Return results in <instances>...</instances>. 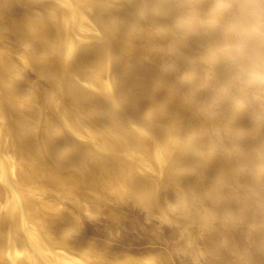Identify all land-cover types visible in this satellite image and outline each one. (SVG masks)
<instances>
[{
	"label": "bare ground",
	"instance_id": "bare-ground-1",
	"mask_svg": "<svg viewBox=\"0 0 264 264\" xmlns=\"http://www.w3.org/2000/svg\"><path fill=\"white\" fill-rule=\"evenodd\" d=\"M2 2H3V0H0V3H2ZM132 2H133V0H60V2L57 1L56 3L53 4V7L56 9L55 13L52 14L51 11L46 12L45 21H43V26L44 27L47 26V28L48 27L52 28V23L55 21V18H58L59 20H63L66 24L67 28H66L65 32H63V34H61L59 36V39H58L59 45L58 44L55 45L53 47L54 49H52L49 46V43L46 42L44 39L39 38V37H32V35H33L32 29L35 26H40V24H41V20H40L41 17L39 16V14L38 13H31L30 12L31 10L28 7L21 8L22 11L20 13V16H22L23 19L31 18V21L28 22V23H31V25L26 27L27 32L29 34V38L26 41H24L22 45H20L19 43L17 44L15 42L14 43L10 42L8 46L0 48V264H150V263L152 264V260L148 258L149 256L146 257L143 255H139V258H136L137 256L129 255L133 251L128 252L129 249H127L128 248L127 245L126 246L124 245V247H127L126 249L128 251L127 250L126 251L129 254H127V253L122 254L124 252L121 250L122 253L119 252V254L120 253L121 254L117 255L118 253L115 254L116 251L113 252L114 249H116L114 246H113V251L108 252L109 250L105 251V249L112 248L111 246H108L109 244L105 245V243L103 242L104 245H102L101 242H100V244L96 242L97 240L102 241L101 239L100 240L97 239V236L95 237V235H97L96 233L94 236H92L93 235V232H92L91 236L93 238H91L89 236V238H91V239H86V240H85V234L83 235V233H81V235H80V232H82V229L88 225L85 224L86 222L84 223V221H82L84 219L79 216L80 213L78 216L75 215L74 211H76V213H77V210L79 208L78 207L77 210H75V206L78 204V203L76 204V202H78V201L81 202V200H82V202L84 201V203H85V201L87 200L86 203H88V201L90 203V200H91V202H93L95 205H97V207L102 206L104 208V206L99 205V203H101L100 201H103L102 203H104V201L108 200L107 198L110 197L109 195H111L112 201H114V199H113V197H114V198H116L122 202H129L130 201L133 204H137L138 205L137 207L140 206V207L146 208L145 206L148 203H153V202H154V204L156 203L157 208L152 206V205L150 207H153L156 211H158L157 213H160L159 217H161V214H166V215L168 214L169 216L171 215V217L173 216V218L175 217L174 219L177 218L178 221L176 219V222H178V223L176 224L175 227L178 228L180 231H182V234H184L186 239L189 240L191 242V244L193 245L195 232H194V230H192L191 225L194 224L193 223L194 220H192L193 217L190 218L189 215H186V212L187 211L196 212L193 209L196 205H198V203H196V205L194 206L191 204L194 202L193 200H192L193 202H191V203H189V202L197 194H200V192L202 190H205V189L201 188L202 182H200V179L203 176L210 174V172L214 166L213 164H215V166L217 164L223 165L222 161L225 162L228 159H229L228 162L231 161L230 158H225L224 156L223 157L221 156V155H224L222 153L223 152L222 150L225 151L224 148H226V144L220 146L219 148H214V147H216V144H218L220 142V140L223 138V136H225V135H227L228 137L229 136L231 137V135L232 136L235 135L236 137L234 139H236L238 133L241 132L244 128H248L249 121H251V120L253 121V119L256 120V123H255L256 125L254 124L255 126L252 128L256 127V129H257L256 131L261 130V132L259 131L260 132L259 136L253 142L251 141L252 143L247 142V144H244L245 140L243 141V138L238 137L239 139H242L241 141L243 142L242 144H244V146L239 143L240 147H237V149L240 148L239 150L241 151L242 154H244V156L246 155V157H248V159L246 161V165L244 166V167H246L244 171H245V174L247 173V175L249 173L251 178L247 177V175L245 177H243L242 174H241L242 176L240 175L241 172L239 170H237V168L239 169V167L241 165H238L236 168V170L240 172L239 174L236 170H233L230 166H227L226 169L220 168L223 170V172H222V170L217 171V173L219 172L221 175L218 174V175H220V177H218L220 183H218L219 181L218 182L216 181V183L220 184V186L218 185V188L219 187H225V186H221V183H222V185H224L223 182H226V183L231 182V181L236 182L234 184V186H235L234 188H236L238 186V185L236 186V184H239V185L242 184L243 187H247L248 189H250V192H249L250 197L248 199L255 200V201H257V203L262 201L261 197L257 195L258 190H257L256 186L258 188L263 189V184H264V175H263L264 173L262 174V171H264V87L249 86L248 84L243 82L241 79H239L237 77V75H233V78H234L233 80H232V77L225 78L224 74L227 73L226 70L228 69L229 74H230V70H232V69L229 68L230 66H229L228 62L225 61L226 58L224 56V53L222 54L223 51L221 50V53L219 52L221 48L217 47V44L222 46L226 42L232 41L236 37L237 33H240L241 35H243L244 30L242 28V21H244L246 18H251L252 15L256 12L264 11V4H262L261 2L255 3V0H237L238 3L243 5V7H241L238 4L237 5V7L239 8L238 14H237V16H234L233 13H231L229 3H227L226 1H224V0H207L203 5L194 4L195 8H197L199 10H203L205 12L202 16L198 17L199 19H202V17L204 16L203 17L204 21H201L202 22L201 28L196 27L195 23L192 22V17H189L186 21H183V22L176 21L171 26H166L165 24H163V26H161V28H159L158 30L156 29V31H154V33L155 32L161 33L160 31H162V33L164 32L166 34L168 33L173 38V40L175 39V41H177L179 36L182 37L181 36L182 33L186 34L187 31L190 32V33L187 32L188 34H192V35L196 34V36L198 35V39L200 36L204 38V41H203L204 44L201 43V45L203 44L205 46L204 47L205 50L203 51V53L201 52V56H202L201 58H204V60L202 59L203 62L206 60V62L209 65L208 66L209 69L211 68L212 71L215 70L214 71L215 74H217V76H219L218 83L216 81H215V83L219 84V86H220V87H218V85H217L216 88L218 87L221 90L218 94L216 93V98H217V95H220L221 99L219 102H217L218 103L217 105L219 107H221V109L223 108L224 111L221 114H219V113L217 114L220 117L217 115H214L215 113H213V111L211 112L210 108L213 107L211 105L214 104V101L216 99L215 100L212 99L213 102L210 106H208V109L206 110V112H202L205 110H201L202 107L201 108L199 107L201 102L199 104H196V105H199L198 109L201 110L203 115L205 113H207L206 116L204 115L205 117H203V115H201V113H200V116L198 117L197 115L195 116L196 113L194 114V113L189 112L190 115H187V113L184 112L185 109L182 110L183 108H181V107H184V105L187 103L188 98L184 99L186 102L183 104V106L178 107V106L172 105L171 103H169L167 101L171 97L168 98L166 101H165L166 98L163 97V98H165V99H162L163 104L161 101L159 103V105H158V103H157V105H155L153 111H150V110H152L151 108H150V110L147 109L150 112L144 111L146 113L149 112L148 114H143L144 113L142 111L143 109H141V105H143L142 100H144L145 98H147L149 96L151 97L152 94L154 93L153 90H152L153 93L152 92L147 93V91H146V93L144 95H142V97H134L133 99L127 98L130 96H128L127 93L125 94V92H127L126 91L127 89H130L132 87L131 82H128L129 84L126 82L128 80L127 78H130L131 75H133V77H135V75H134L135 71L133 69L134 67L128 68L125 65L127 63L126 62L127 57H126V59H124L125 57H123L124 54H126V52H128L131 49L132 45L135 44V42L132 43L128 38L130 33H131L130 31H132L133 28L136 29L140 26H144V28H142V31L145 34H147V36L149 35V33L154 34L153 32H151V30L149 28H147L144 25V22H143L145 17H148V18L150 17V16H145L143 14L145 10H148V7H149L147 5L148 3H146L144 0H136L137 5H138V10H136V14H138V15H136L135 13H133V10L128 5V4H131ZM211 2L214 3V7H215L214 10L212 9L213 11L212 10L209 11L206 9L207 5ZM251 3L253 4V8L249 9V7L247 5H249ZM150 6H153V5H150ZM201 6L204 8H202ZM151 9L156 10L155 8H151ZM242 9H245L247 12H243ZM131 13L134 15H130ZM157 14H159V10H157ZM217 14H221V15L218 16ZM140 16H143V17L141 18ZM216 17H218V19H216ZM77 18H78L80 27L87 28L89 30L88 35H86V36L72 35L73 34L72 31H73L74 26H75L74 22ZM205 18H206V20H205ZM51 19L52 20L54 19L52 23H51V21H52ZM205 32H206V34H205ZM158 33H157V35H159ZM179 33H181V34L179 35ZM103 34H104V37L108 40V42L112 41L115 43L114 47H113V45L111 47L105 46L106 43L103 41H102V44L100 46L92 47L93 42L95 40L99 39V37L102 36ZM168 34H167V36H169ZM159 36L156 37L157 41H158V39L163 38L161 36L159 38ZM69 37H72L70 42H69V39H70ZM132 37H134V36H132ZM187 37H190V36L188 35ZM156 38L153 40H156ZM191 39H192V37H190L189 40H191ZM195 39H196V37H195ZM153 40H152V42H153ZM166 41H168V40H166ZM179 41L180 40H178V42ZM184 42H186V40ZM159 43H161V42H159ZM173 43H175V42H173ZM187 43L190 44V42H188V41H187ZM146 45H148V44H146ZM146 45H145V47H146ZM166 45H165V49L168 50ZM176 45L178 46L179 44H177V42H176ZM32 46H36L39 50L38 51L31 50V48H33ZM191 46H193V45H191ZM197 46H196V48H197ZM148 47H150V44ZM169 47H170V45H169ZM184 47L185 46L183 44V48ZM216 47L219 48V51H218V49H216ZM81 48H90L92 51H94L96 53L95 58H93V61L90 64L85 65V63L87 62L86 61L87 59L85 58V60H84V57H80L78 60L72 61V58L74 57L73 56L74 53L77 51L79 52V49H81ZM132 48L135 50L136 48H139V47L135 46V48L134 47H132ZM183 48H181V50ZM190 48H192V47H190ZM193 48H195V47H193ZM222 48H223V46H222ZM140 49L141 48H139L137 50L140 51ZM147 49H149V48H146L145 50H147ZM155 49H156V47H155ZM155 49H153V51ZM172 49H174V48H172ZM137 50H135V51H137ZM158 50H160V49H158ZM158 50H156V51L158 52ZM179 50H176V51H179ZM195 51H196V49H195ZM87 52L89 53L90 50ZM131 52H134V51L132 50ZM149 52H151V51H149ZM183 52H184V50H183ZM189 52H190V50H189ZM152 53L154 54V52H152ZM152 53H150V54H152ZM158 53H160V52H158ZM162 53L163 52H161V54ZM167 53H168V51H167ZM198 53H200V52H198ZM129 54H131V53H129ZM135 54H137V53L135 52ZM141 54L139 57L142 56ZM156 54L157 53H155V55ZM168 54H170V53H168ZM171 54H173V53H171ZM181 55H180V57H181ZM184 55H187V54L184 53ZM132 56H133V53L131 54V57ZM166 56H167V54H166ZM177 56H178V54H177ZM177 56H176V59H177ZM196 56H198V55H196ZM150 57H151V55H150ZM189 57L186 59H189ZM133 58H134V56H133ZM183 58L184 57H182V59ZM199 58H200V56H199ZM132 59H131V62L135 61V59L133 61H132ZM149 59H151V58H149ZM176 59H174V57H173V61ZM184 59H183V62L186 61V60L184 61ZM196 59L198 61L200 60L198 58H196ZM44 60H47L49 62L48 63L44 62ZM99 60H103V61L99 62ZM157 60L158 59H156V61ZM136 61H138V60H136ZM189 61H188V63H189ZM151 62H150V64L152 65ZM170 62H168V64H170ZM199 62L202 63V61H199ZM80 63H82L81 65L84 67L79 66ZM130 63L128 61L127 64H130ZM158 63H159V61H158ZM188 63H186V64L188 65ZM191 63H190V65H191ZM40 64H41V66H40ZM161 64H163V63H161ZM155 65H157V64H155ZM190 65H189V67H190ZM199 65L200 64H198V66H197V64H192V69L189 70V71H192V73L190 72L192 75H193L194 71L197 69V67H199ZM123 66H126L127 68L125 67L126 69L125 68L122 69ZM131 66H135V65H131ZM157 67L158 66H156L154 68L156 69ZM175 67H177V65L174 66V69H175ZM200 67H201V65H200ZM135 68L137 69L136 71L139 72L140 68H137V66ZM158 68H161V67H158ZM184 68H186V67H184ZM25 69H27L28 71L24 72ZM143 69L145 70V68H143ZM205 69H206V67H205ZM176 70H178V69H176ZM211 70L210 71L208 70V71L211 73ZM179 71L180 70H178V72ZM200 71H201V69H200ZM31 72H33L34 74H32ZM138 72H136V73H138ZM143 72H145V71H143ZM181 72H182V70H181ZM181 72H180V76H181ZM205 72H206V70H205ZM139 73L141 74V72H139ZM186 73H188V72H186ZM233 73H234V71H233ZM22 74H25V75L21 76ZM31 74H32V77L30 76ZM155 74L157 75V73H155ZM202 74H205V73H203V71H202ZM202 74L198 75V76H202ZM207 74H209V73H207ZM215 74L209 75L208 78H210V76H211L210 79H212V76H214ZM227 74H225V75H227ZM33 75H34V77H37V76L42 77V79L45 81L48 80L47 81L48 84L43 86V87L41 86L40 90H38L37 87H35L37 89H34L35 85H33L34 84L33 82H32L33 84L31 83ZM168 75H169V73H168ZM177 75H178V73H177ZM183 75H186V74H183ZM230 75H227V76H230ZM140 76H139V78H140ZM145 76H146V74H145ZM180 76H178V77H180ZM188 76H189V73H188ZM203 76H205V75H203ZM143 77H144V75H143ZM148 77H149V75H148ZM205 77H207V76H205ZM141 78H142V76H141ZM215 78L213 79V81L215 80ZM22 79H24V80L22 81ZM155 79L157 80L158 77ZM174 79H177V78H174ZM181 79H182V77H181ZM199 79H200V77H199ZM131 80H132V82L134 81L133 79H131ZM145 80H146V78H145ZM239 80L241 81L240 83H239ZM186 81L188 82L187 83L188 85L190 84V86H193L191 84L195 85V84H197V82H199L193 76H189V78L186 79ZM207 81H209V80H207ZM213 81L211 80L210 82H213ZM144 82H146V81H144ZM149 82L151 83L152 81H149ZM158 82H159V80H158ZM23 83H26L29 86H25V85L22 86ZM142 83H143V80H142ZM161 83H162V81H161ZM164 83L166 84V80L164 81ZM172 83H173V81H172ZM203 83H204V81H203ZM203 83H201V85ZM170 84L171 83L169 82V85ZM183 84L185 86L184 82H183ZM173 85H175V84H173ZM205 85H207L206 82H205ZM212 85L213 84H211V86H210L211 88L209 87L210 89H212L213 86L215 87V84L213 86ZM156 86H158V85H156ZM190 86H189V88H190ZM197 86H198V84H197ZM202 86L204 87V85H202ZM139 87H141V86H139ZM149 87L151 88V86H149ZM159 87H161V86L159 85ZM164 87L165 86H163V88ZM170 87L173 88L174 86L170 85ZM141 88H144V87L142 86ZM154 88H155V85H154ZM167 88L168 87H166V90H168ZM172 88H170V89H172ZM195 88H197V87H195ZM133 89H137V88H133ZM161 89H162V87H161ZM161 89L160 90L158 89V91H162ZM191 89H194V88H191ZM260 89H262V90H260ZM130 90H129V92H130ZM154 90H156V89H154ZM198 90H199V88H198ZM204 90H206V86H205ZM212 90H210V91L213 93L214 90L213 91ZM163 91H164V89H163ZM191 91H194V90H191ZM218 91L219 90L217 89L216 92H218ZM158 93H160V92H158ZM175 93L177 94L178 92L175 91ZM187 93H188V91H187ZM192 93H195V92H192ZM192 93L189 96L192 97V95H193ZM202 93H204V92H202ZM212 93H210V95ZM139 94H138V96H139ZM198 94H200V93L197 92L196 94H194L195 96L194 95L193 96L196 98V95H197V98H198ZM214 94H215V92H214ZM129 95H131V94H129ZM169 95L171 96V93H169ZM177 95H179V94H177ZM205 95H208V94L205 93L203 95V97ZM258 95L263 100H261V98H260L261 101L260 100L257 101ZM161 96H163V95H161ZM189 96H186V97H189ZM152 97H154V96H152ZM201 97H202V95H201ZM209 97H210V101H208L207 98L205 100L208 102L205 101L206 102L205 103L203 101V103L205 105H207V103L212 101L211 97L215 98L213 96H209ZM155 100H157V99H155ZM160 100H161V98H160ZM181 100L183 102V99H181ZM198 100L202 101L203 98L198 99ZM217 100H219V99H217ZM152 102H153V100H152ZM157 102H159V101L157 100ZM170 102H172V101H170ZM191 102L194 103L193 99L191 100ZM176 103H178V101H176L175 104ZM151 104H149V105L151 106ZM160 104H162V105H160ZM179 104L181 105V103H179ZM179 104H177V105H179ZM188 105H189V103H188ZM190 105H192V104H190ZM258 105H261V108L258 107ZM144 106H146V105L144 104ZM194 106H195V103H194ZM151 107H153V106H151ZM142 108H146V107H142ZM186 108H187V106H186ZM205 108H207V106L204 107L203 109H205ZM258 108H259V110L261 109L263 111L262 112L258 111ZM213 109H214V107H213ZM187 110L189 111L190 109H187ZM208 110H210V111L207 112ZM195 111H197V110H194V112ZM215 111H216V109H215ZM218 111H221L220 108ZM213 115L215 117H211V118H213V119H211L210 116H213ZM257 116H259V117H257ZM249 119H251V120H249ZM209 125H211V127ZM212 125L214 127V130L212 128ZM208 126L210 127V129L212 128V130L209 131V132H211V135H212V131L213 132L215 130L217 131L216 134L214 133V135H212L214 137H212V136H211L212 138L210 137V139H211L210 141H208L209 140L208 134L207 133L204 134V131H203ZM251 126H253V125L251 124ZM209 127H208V129H209ZM249 130L250 129H248V132H249ZM252 130H254V129H251L250 133H252ZM244 132H243V134H244ZM248 135H249V137L253 136V134L252 135L248 134ZM248 135H246L247 139H248ZM240 136H242V133L240 134ZM254 136H256L255 132H254ZM144 137H147L146 138L147 140ZM230 137H229V140H231ZM225 138L228 139L226 136H225ZM239 139H238V141H239ZM234 141L235 140H233V142ZM228 144H229V142H228ZM145 147L146 148L148 147V148L146 149ZM235 148H236V144H235ZM235 150L236 149H234V151L231 150L232 152L229 151V153H235ZM136 151L145 152V156H143V155H140V156L145 157L147 159H150V161L152 159H155V158L156 159L161 158L163 160V165L161 166V168H162L161 174L155 175L156 174L155 172H157V171H155L153 173L152 172L153 170L152 171H151V169L149 170L150 166H152V163L150 165L149 161H147V160L146 161L149 164L147 166L149 168H146V166H143V164L140 162V159H141V158H139L140 156L139 157L136 156L137 155ZM227 152H228V150H227ZM237 153L239 154L240 152H237ZM237 153L234 154L235 157H236ZM139 154H140V152H139ZM142 154H144V153H142ZM225 154H226L225 156L227 157V153H225ZM238 156H239V158L241 157L240 155H238ZM231 158L234 159L233 154H232ZM241 158H243V157H241ZM158 159L156 161H159ZM243 160H244V158H243ZM146 161L144 163H146ZM233 161L234 160H232V162ZM157 163L158 162H155V165ZM234 163H235V161H234ZM236 163H235V165H237ZM226 164L228 165V163H226ZM231 164H233V163H231ZM241 164L243 166V164H245V160H244V163H241ZM219 166H218V168H219ZM233 166H234V164H233ZM223 167H226V165H223ZM235 167L236 166H234L233 168L235 169ZM159 168H160V166H159ZM240 170H242V167H240ZM150 172H152L154 175H152ZM158 172H159V170H158ZM211 174H213V173H211ZM213 176H214V174H213ZM207 177L208 176H206V178ZM216 179H217V177H216ZM205 180H208V179H205ZM212 180L215 181L213 178H212ZM204 183H205V181H204ZM204 183H203V187H204ZM216 183L215 182L213 183V184H215L214 187H217ZM213 184H212V187H213ZM206 185H207V183L205 184V186ZM208 185H210V187H211V184L208 183ZM260 185H261V187H259ZM243 187L241 186V187H239V189H241ZM64 188H66L68 190V192L71 194V197L68 196L69 198H66L63 202L57 203L56 198L60 199L61 198L60 196L62 195L61 194L59 196L58 193L61 189L64 190ZM161 188H165L163 191H167V192L169 190H171L170 195L173 194L172 195L173 197L171 196V198L172 199L174 198L173 200L175 203H177V204L180 203V205H182L180 209H184L183 213H175L173 211L174 208L173 209L170 208V206L173 203V200H172V202L170 201L171 200V198L169 197L170 195L167 196V198L169 197L168 199L165 198V196H166L164 194L165 192L163 194L162 193L159 194V191ZM231 188H232V191H234L233 186L230 187V189ZM217 189H216V191H217ZM224 189H227V188L225 187ZM50 190L52 191V194L55 195L56 197L55 196H54V198L47 197L48 196L47 194L50 193ZM210 190H215V188L214 189L210 188ZM221 191H222V188H221ZM243 191H244V189H243ZM226 192H228V191H225L224 194ZM240 192L243 193L242 189L240 190ZM210 193L211 192L209 191V195L211 196ZM215 193L217 194V192H215ZM219 193L220 192H218V195H220L219 198L218 197H216V198L218 200H223L224 197H222V199H221V194H219ZM230 193H231V191H230ZM235 193H236L235 197H239V198L242 197L241 195L240 196L238 195L239 190H238V194H237L236 190H235ZM235 193L233 192V194H235ZM244 193H245V191H244ZM225 195H228V194L226 193ZM225 195H223V196H225ZM249 195H246V196L248 197ZM49 196H51V194ZM199 196H202V193H201V195H198V197ZM213 196L214 195H212V197ZM215 196H217V195H215ZM203 198H201V199H203ZM213 198L210 201H214L215 199L213 200ZM225 198H226V196H225ZM59 199H58V201H59ZM62 199H64V198H62ZM166 199L169 200L171 203L168 204ZM196 199H199V198L196 197ZM196 199H194V200H196ZM226 199H225V201H226ZM110 200H111V198H110ZM233 200H236V199H233ZM240 201H238V202H240ZM246 201H247V198H246ZM255 201H253L254 203H252V202L251 203L256 205ZM55 202L57 203V204H55V206H58V207L53 206V204ZM185 202H188V204L186 205ZM197 202H198V200H197ZM201 202H199L200 204L198 206L200 207V205H201L200 211L203 212L206 210V208H208L206 206L209 205L208 204L209 202L204 201V200H202ZM228 202L232 203L231 200ZM235 202L237 204L234 205V208H236L239 204L237 201H235ZM235 202H234V204H235ZM49 203H51V204H49ZM175 203L172 206L175 207V209H176L177 207H179V204L175 205ZM183 203H185L184 204L185 206H183ZM221 203H220V207H221ZM242 203H246V202L244 201ZM242 203H241V205H242ZM251 203H249V204L247 203L249 205L248 206L249 208L254 206V205L251 206ZM110 204H111V201L109 202V205ZM116 204L118 205V202ZM214 204H216V203L214 202ZM223 204H222V207L224 208ZM247 204L245 206H247ZM84 205H86V204H84ZM148 205H150V204H148ZM226 205H229V204H226ZM241 205H239V206H241ZM263 205H264V203H263ZM128 206H130V205H128ZM213 206L215 208V205H213V203H212L211 208H213ZM218 206L219 205L217 204V207H216L217 210L220 209V207H218ZM243 206H244V204L241 207H243ZM259 206H261L260 203H259ZM105 207H106V208H104L105 210L107 208H110L109 206L107 207V205H105ZM137 207L135 206V207H133V209L137 208ZM150 207H148L147 210L149 212H151V215H154L152 213L156 212V211L152 210L153 208L150 209ZM209 207H210V205H209ZM238 207L235 210L236 212H238L237 209L238 210L241 209L240 207L239 208ZM248 207H246V209ZM254 207L256 209V206H254ZM117 208H119V205ZM117 208H114L117 210V213L120 210L124 209L123 205L119 211ZM139 208H137V209H139ZM144 208H142L140 210H143ZM196 208H197V206L195 207V209ZM223 208H221L222 212H223ZM234 208H233V210H234ZM249 208H248V210H246L247 216L250 215L249 212L251 210L249 211ZM258 208L260 209V207H258ZM94 209H95V211H93V212L91 210H89L90 212H92L90 214L91 216L98 213V210H96V207ZM213 209H210V210H213ZM231 209H229V210H231ZM251 209H253V208H251ZM107 210H109V209H107ZM110 210H112V208H110ZM177 210L178 209H176V211ZM258 210H256V211H258ZM126 211L127 212H125V214L128 213L129 210L126 208ZM131 211H132L131 212V214H132L133 210H131ZM134 211H135V209H134ZM146 211H145V213L144 212L143 213L147 214ZM180 211H182V210H180ZM213 211L215 212V209ZM219 211L220 210H218V212ZM225 211H228V210L226 209ZM85 212H83V214ZM102 212H103L104 216L106 217L107 214L105 215V213H104L105 211L102 210ZM149 212H148V215H149ZM201 212H198V213H201ZM208 212L209 211H207V213L204 215H207ZM218 212L216 211L215 213H218ZM260 212L263 213L262 210H260ZM112 213H114V212H112ZM123 213H124V210H123ZM123 213H122V215H123ZM192 213H191V215H192ZM215 213H212V214H215ZM228 213L229 212H227L225 214L227 215ZM114 214H116V213H114ZM144 214H143V216H144ZM187 214H188V212H187ZM209 214H208V216H209ZM73 215H75L76 217H80V218H75ZM86 215H87L86 213H85V215H83L84 218L90 217L89 214H88L89 216H86ZM136 215H138V214H136ZM148 215H146V216H148ZM195 215H199V214L196 213ZM238 215H239V212H238ZM254 215H255V213L252 215V217ZM72 216L75 219H73ZM126 216H127V214H126ZM129 216L132 218V215H129ZM211 216L212 215H210V218H211ZM230 216L228 214V217H226V216L223 217V219H225V222L226 221L231 222L230 221L231 218H229ZM232 216H235V214ZM241 216L242 215H240V217ZM243 216L245 218L247 217L246 214ZM243 216L241 218H243ZM259 216H262V215H259V213H258L257 218ZM108 217H106V218H108ZM118 217H120V216H118ZM196 217L198 218L199 216H196ZM214 217H216V216L214 215ZM217 217L219 218L221 216L218 215ZM235 217L237 220H240V219H238L237 216H235ZM134 218H135V216H134ZM205 218L206 217L204 216V219ZM99 219H100L99 217L97 219H95V222H96V220L99 221ZM108 219H106V221ZM121 219H119V220L121 221ZM123 219H125V218H123ZM123 219H122V221H124ZM142 219H143L142 221L144 222L146 217H145V219L144 218H142ZM152 219L155 220V218H153V216H152ZM167 219L168 218H166V221L170 220V217L168 220ZM206 219H208V218H206ZM212 219H213V217H212ZM251 219L248 218L245 220L251 221ZM103 220L104 219L102 218V226L104 225ZM129 220H127V221L129 222ZM132 220L134 222H136L134 219H132ZM157 220H155L154 225H158V224H156ZM162 220H160V222ZM209 220H208V222H210ZM90 221H91V219H90ZM146 221H148V219ZM170 221L172 223V219ZM170 221H168V222L170 223ZM191 221H192V224L190 223ZM197 221H194V222L197 223ZM218 221L217 222L215 221V222L220 223ZM234 221H235V219H234ZM234 221H232V222H234ZM242 221H243V219L241 220L240 224L246 222V221H243V222ZM254 221L253 220L251 221V222H253L252 223L253 226H250L251 224L249 226L246 225L249 227L248 229H250L249 231H251V232H253L252 231L253 229L251 230L250 227L254 228L256 225H258V223H260L264 226V214H263V217L261 219L257 220L255 223H254ZM107 222H105V223H107V224L110 223L109 221H107ZM160 222H158V223H160ZM199 222H201V221L199 220ZM199 222H198V224L200 225ZM237 222H239V221H237ZM88 223H92V222H88ZM99 223L100 222H98V224ZM124 223H125V221H124ZM137 223H138V221L136 222V224ZM163 223L164 222L162 221V224ZM169 223H166V225ZM206 223H207V221H206ZM216 223H214V224L216 225ZM92 224L94 225V223H92ZM96 224H97V222H96ZM116 224H118V222ZM172 224H174V223H172ZM201 224H203L205 226V222L201 223ZM207 224H209V223H207ZM245 224H247V223H245ZM111 225H113V224H111ZM114 225H115V223H114ZM141 225H143V223ZM163 225H165V224H163ZM118 226H121V224ZM137 226H139V225H137ZM197 226L198 225L196 224V227ZM219 226H220V224H219ZM222 226H224V225H222ZM233 226H235V225H233ZM238 226H236V227H238ZM242 226L245 227V225H242ZM261 226H258V227H261ZM114 227H115V231H116V229H117L116 225ZM125 227H124V229H125ZM201 227H202V225H200V228ZM210 227L212 229H209V227H208V229L212 231L214 228H213V226H210ZM225 227H227V226L225 225L224 228ZM205 228H206V226H205ZM262 228H264V227H262ZM262 228H260V229H262ZM159 229H160V227H159ZM218 229H220V228H218ZM260 229H259V231H261ZM93 230L94 229L92 227V231ZM99 230H101V229H99ZM104 230H106V229H104ZM119 230H123V229H119ZM183 230H185V231L183 232ZM201 230L205 231L202 228H201ZM201 230L198 231L200 233V235L202 234ZM222 230L224 231L223 228H222ZM228 230L229 229H227L226 231H228ZM230 230H231V228H230ZM88 231H89V229H88ZM106 231H108V230H106ZM131 231H132V229H131ZM216 231H217V229H216ZM231 231H233V233L237 232L235 229H232ZM263 231H261V232H263ZM133 232H134V230H133ZM165 232H167V231H165ZM185 232H187V233H185ZM222 232H221V234H222ZM245 232L243 231L242 234H244ZM254 232H256V230H254ZM261 232H260V234L262 235ZM199 233H196L198 235V237H200ZM225 233H227V232H225ZM229 233L226 234V236L227 235L229 236L230 235ZM233 233L230 235V237L233 235ZM246 233H245V235H242L241 237H243V236L245 237L247 235ZM257 233L259 234L258 231H257ZM101 234L104 235V233H101ZM110 234L111 233H109V235ZM127 234H129V233H127ZM127 234H126V236H127ZM216 234L218 235V232H216ZM221 234L219 235L220 237H221ZM109 235L108 236L106 235L107 238L109 237ZM156 235H157V233H156ZM210 235H212V233ZM249 235L250 234L248 233V236ZM253 235L251 234V236H253ZM259 235H257V236L255 235L254 237L258 238ZM81 236H83L84 238H82ZM100 236L102 237V235H100ZM116 236H118V235H115V237ZM203 236H204V233H203ZM222 236H224V235L222 234ZM146 237L149 238V236H146ZM179 237H181V236H179ZM205 237H207V236H205ZM214 237L216 238L217 236H215V234H214L213 239H214ZM232 237L234 238V236H232ZM241 237L239 238L240 241L243 240V238L241 239ZM94 238H95V240L96 239L97 240L94 241L93 240ZM103 238H105V237L103 236ZM116 238H112V239H116ZM127 238H128V236H127ZM224 238H227V237H224ZM231 238H230V241H231ZM245 238H247V236ZM262 238H259L260 240L259 239L258 240L261 241ZM122 239H124V238H122ZM140 239H142V238H140ZM154 239H157V238H154ZM205 239H207V238H205ZM250 239L251 238L249 236V240ZM203 240L204 239L202 238V241ZM216 240L218 241V239H216ZM216 240H214V241H216ZM220 240H221V238H220ZM263 240H264V238H263ZM134 241L135 240H132V243ZM232 241H234V240H232ZM123 242H124V244L126 243V241H123ZM123 242H120L121 243L120 245H123L122 244ZM142 242H146V239H145V241H142ZM149 242L151 243V241H149ZM155 242H153V243H155ZM236 242H235V244H236ZM250 242L253 243V241H251V240L249 241V243ZM112 243H114V242H112ZM132 243L130 245H132ZM136 243L137 242H135V244ZM171 243H173V242H171ZM182 243H183V241H182ZM186 243L188 244L189 242L187 241ZM186 243H184V244H186ZM195 243H197V242L195 241ZM216 243L218 244V242H216ZM255 243L256 242H254V245L252 244V247L253 246L256 247V250H257L258 244H256L257 246H255ZM261 243L263 246V242H261ZM208 244H210V243L208 242ZM217 244H213V245H217ZM226 244L227 243H224V244H221L220 246H223ZM228 244H230V243H228ZM231 244H232V242H231ZM233 244H234V242H233ZM235 244L232 246L234 247ZM238 244H240V243H238ZM243 244H246V243H243ZM260 244H259V246H260ZM130 245H129V247H130ZM145 245H146V243H145ZM200 245H202V244H200ZM241 245L242 244H240V246L238 245L239 246L238 249H241L240 248ZM248 245L249 244H247V246ZM139 246L140 247L142 246L141 251H144V249H143L144 245H139ZM139 246H138V248H139ZM152 246H154V245H152ZM165 246L166 245H164V247ZM210 246H211V244H210ZM229 246H231V245H229ZM259 246H258V248H259ZM116 247H118V246L116 245ZM156 247H157V245H156ZM181 247H178V249L179 248L181 249ZM184 247H186V245H184ZM184 247H182V248H184ZM226 247L228 248L227 245H226ZM226 247L224 248V246H223L222 249L223 250L225 249L224 251H226ZM235 247L237 248V246H235ZM245 247H246V245H245ZM136 248H137V246H136ZM191 248H192L193 252L189 251V254L192 253L196 257H199V254H200V252H202V250H203L202 248H204V247L202 246V248L199 249V250H201L199 252V254H198V252H195L193 246L192 247L190 246V249ZM198 248H199V246H198ZM214 248H218V247H214ZM260 248L262 249V247H260ZM120 249H122V248L119 246L118 251ZM131 249H133L135 251L134 248H131ZM146 249H147V247H146ZM163 249H164L163 247L160 248L161 251H164ZM246 249L247 248H245L244 250H246ZM253 249L248 248L247 251L250 250V252H251V250H253ZM261 249H259V251H255V249H254V252L260 253ZM173 250H174V248H173ZM186 250H187V247H186ZM186 250H183V251L186 253ZM217 250L215 252L213 250L212 251L214 254L215 253L217 254V252H218ZM244 250H242V251H244ZM150 251H151V249H150ZM150 251H149V253H150ZM156 252H157V250L154 252V254ZM158 252H160V251L158 250ZM158 252H157V254H158ZM175 252H177V251H175ZM237 252H239V251H237ZM140 253L138 251H136L135 254H140ZM144 253L146 254V252H144ZM203 253H204V251H203ZM218 253H222V252H218ZM132 254H134V253H132ZM154 254H153V256H154ZM167 254H169V253H167ZM174 254L176 255V253H174ZM210 254H212V253H210ZM222 254L224 255V252ZM222 254H220V255H222ZM228 254H230V253L228 252ZM235 254H237V253H235ZM247 254H248V252H247ZM260 254H258V255L260 256ZM182 255H183V253H182ZM188 255H186L187 258L189 260H191L192 259L191 255H189L190 258L188 257ZM194 255H193V257H194ZM203 255H205V254H203ZM225 255L228 256L227 254H225ZM233 255H234V253H233ZM237 255H236V257H237ZM261 255H263V251H262ZM153 256H152V258H153ZM167 256H169L170 259L172 258L171 255H166V257ZM216 256H218V254ZM226 256H224V257H226ZM240 256H241V254H240ZM248 256L250 257L249 254H248ZM196 257H195V259H196ZM202 257L203 256L201 255V259H202ZM211 257H212V255H211ZM249 257H247V258L249 259ZM260 257H262V256H260ZM154 258L156 259V257H154ZM180 258H183V257H180ZM205 258L203 257L204 260H205ZM238 258H239V256L236 259H238ZM195 259H193V260L195 261ZM226 259H228L229 262H231V259H229L227 257H226ZM226 259H224V260H226ZM253 259H254V257H253ZM262 259L264 260V258H262ZM158 260H159V258H158ZM176 260H177V256H176ZM198 260H199V258H198ZM228 260H226V261H228ZM245 260H246V258H245ZM245 260H242V261H245ZM166 261H168V259ZM203 261H202V264H203ZM218 261H219V259H218ZM242 261H238V263L242 262ZM255 261H253V262L255 263ZM162 262H164V260ZM189 262H191V261H189ZM246 262H247V260H246ZM176 263H179V262L177 261ZM195 263H196V261H195ZM204 263H205V261H204ZM242 263H244V262H242ZM260 263H261V261H260ZM161 264H166V263L164 262ZM170 264H171V262H170ZM180 264H183V263H180Z\"/></svg>",
	"mask_w": 264,
	"mask_h": 264
},
{
	"label": "rangeland",
	"instance_id": "rangeland-1",
	"mask_svg": "<svg viewBox=\"0 0 264 264\" xmlns=\"http://www.w3.org/2000/svg\"><path fill=\"white\" fill-rule=\"evenodd\" d=\"M60 2V0H3V2L2 3H0V48H3V47H6V46H8L9 45V43L10 42H12V43H19L20 45H22L23 44V42L24 41H26L28 38H29V34H28V32H27V29H26V27L27 26H30L31 25V23H28V22H30L31 21V18H26V19H23V17L22 16H20V13H21V11H22V9L21 8H26V7H28L31 11V13H38L39 14V16L41 17L40 18V20H41V24H40V26H35L32 30V32H33V35H32V37H39V38H42V39H44L46 42H48L49 43V46L52 48V49H54L53 47L55 46V45H59V42H58V39H59V36L61 35V34H63V32H65V30H66V24H65V22L63 21V20H59L58 18H55V21L53 22V20L51 21V23H52V28H47V26L46 27H44L43 26V21H45V14H46V12H49V11H51V13L52 14H54L55 13V11H56V9L53 7V4L54 3H56V2ZM146 3H148L147 5L149 6L148 7V10H145L144 11V15L145 16H150L149 18L148 17H145L144 18V25L147 27V28H149L150 30H151V32H153L154 33V31H156V29L158 30L159 28H161V26H163V24H165L166 26H171L172 24H174L176 21H178V22H183V21H186L189 17H192V22L193 23H195V26L196 27H198V28H201L202 27V25H201V21H204V19H203V17H202V19H199L198 17L199 16H202L205 12L203 11V10H199V9H197V8H195L194 6V4H197V5H199V4H201V5H203L207 0H144ZM224 1H226L227 3H229V6H230V9H231V13H233V15L234 16H237V14H238V7H237V5L239 4L241 7H243V5L242 4H240V3H238L237 2V0H224ZM256 2H261L262 4H264V0H255V3ZM130 7H131V9L133 10V13H135L136 14V10H138V5H137V2H136V0H133V2L131 3V4H128ZM150 5H153V6H150ZM248 7H249V9H251V8H253V4L251 3V4H249V5H247ZM202 7V6H201ZM151 8H155L156 10H152ZM202 8H204V7H202ZM207 10H214L215 9V7H214V3H209L208 5H207V8H206ZM157 10H159V14H157ZM212 10V11H213ZM243 10V12H247L245 9H242ZM130 15H134V14H130ZM136 15H138V14H136ZM218 16H220L221 14H217ZM141 18L143 17V16H140ZM210 17V16H209ZM208 17V18H209ZM216 19H218V17H216ZM205 20H206V18H205ZM27 23V24H26ZM74 29H73V31H72V35H82V36H86V35H88V32H89V30L87 29V28H82V27H80V25H79V21H78V18L75 20V22H74ZM142 28H144V26H140V27H138V28H133L132 29V31H130L131 33H130V35H129V40L132 42V43H134L135 42V44H133L132 45V47H134L135 48V46L136 47H139V48H141L140 49V51H138L137 49H139V48H136L135 50H137V51H135L132 47H131V49L128 51V52H126V54H124V56L123 57H125L124 59H126V57H127V59H126V62L128 63V61H129V63L131 62V59L133 58V56H134V58L132 59V61L135 59V61H133V62H131L130 64L131 65H135V66H131L130 64H125L128 68H130V67H134L133 69H134V71H135V77H133V75H131L130 76V78H127L128 80L126 81L127 83L128 82H131V84H132V89L130 90V89H127L126 91L127 92H125V94L127 93L128 94V96H130V97H127L128 99H133L134 97H142V95H144L145 93H146V91H147V93L148 92H152L153 93V91H154V93L152 94V96H154V97H147V98H145L144 100H142L143 102V105H141V109H143L142 111L144 112V111H149L150 110V108L152 109V110H150V111H153L154 110V107H155V105H157V103H158V105H159V103L162 101V104H163V100L162 99H165V101L168 99V98H170L169 100H167L169 103H171L172 105H174V106H183V104L186 102L184 99L185 98H188V100H187V103L185 104L186 106H187V108H186V106L184 105V107H181V108H183L182 110H184V112H186L187 113V115H190V113H196L195 114V116L197 115L198 117L200 116V113H201V115H203V113L202 112H206V110L208 109V106H210L211 104H212V102H213V100L212 99H219V100H215L214 101V104H212L211 106H213L214 107V109H213V107H209L210 108V110H211V112L213 111V113H215L214 115H217L218 113L219 114H221V113H223V111H224V109L222 108L221 109V107H219L217 104V102H219L220 101V99H221V97H220V95H217V98H216V93L218 94L219 92H220V90L221 89H219L218 87H220L219 86V84H217L218 83V81H219V76H217V74H215V70H211V68L209 69V65H208V63L206 62V60L203 62V60H204V58H201L202 56H201V52L203 53V51L205 50L204 49V43H203V41H204V38L203 37H199V39H198V35L196 36V34L194 35H192V34H188V33H190L189 31H187L186 32V34L185 33H179V35L181 34V36L184 38H182V37H180L179 35V38L177 39V41H175V39L173 40V38L169 35V36H167V34L166 33H162V31H160L161 33H158V32H155L154 34H152V33H149V35L147 36V34H145L143 31H142ZM106 33V32H105ZM157 33L161 36V37H163L162 39H158V41L159 42H161V43H159L158 41H157V36H159V35H157ZM205 34H206V32H205ZM154 35V36H153ZM190 36V37H192V39L191 40H189L190 39V37H187V36ZM132 36H134V37H132ZM153 36V37H152ZM160 36H159V38H160ZM165 36V37H164ZM195 37H196V39H195ZM70 39H69V42L71 41V39H72V37H69ZM134 38V39H133ZM152 38V39H151ZM156 38V40H153V39H155ZM168 38V39H167ZM203 38V39H202ZM132 39V40H131ZM150 39V40H149ZM171 39V40H170ZM182 39V40H181ZM194 39V40H193ZM148 40V41H147ZM152 40H153V42H152ZM166 40H168V41H166ZM178 40H180L179 42H178ZM186 40V42H184V41ZM200 40V41H199ZM102 41L103 42H105L106 43V45L105 46H107V47H111L112 45H113V47H114V42H112V41H109L108 42V40L104 37V34L102 35V36H100L99 37V39H97V40H95L94 42H93V44H92V47H98V46H100L101 44H102ZM167 43H166V42ZM175 42V43H173V42ZM183 41V42H182ZM187 41L188 42H190V44L189 43H187ZM152 42V43H151ZM165 42V43H164ZM176 42H177V44H179L178 46L176 45ZM182 42V43H181ZM193 43V44H192ZM195 43V44H194ZM201 43H203L202 45H201ZM146 44H148V45H146ZM149 44H150V47H148L149 46ZM167 44V45H166ZM170 45V47H169V45ZM182 44V45H181ZM183 44H184V48L186 49L187 47L189 48H187L186 50L183 48ZM187 44V45H186ZM189 44V45H188ZM145 45H146V47H145ZM157 45V46H156ZM165 45H166V47L168 48V50L167 49H165ZM175 45V46H174ZM191 45H193V46H191ZM195 45V46H194ZM198 45V46H197ZM141 46V47H140ZM144 46V47H143ZM192 47V48H190V47ZM196 46H197V48H196ZM202 46V47H201ZM221 45H219V44H217V47H219V48H221L220 49V51H219V48H217L216 47V49H218V51L221 53V50L223 49L222 48V46H224V45H222L221 47H220ZM33 48H31V50H35V51H38L39 49L36 47V46H32ZM154 47V48H153ZM155 47H156V49H155ZM180 49H178V48ZM193 47H195V48H193ZM146 48H149V49H147V50H145ZM172 48H174V49H172ZM181 48H183L182 50H181ZM202 48V49H201ZM94 49V48H93ZM153 49H155L154 51H153ZM158 49H160V50H158ZM172 49V50H171ZM179 50V51H176V50ZM192 49V50H191ZM194 49V50H193ZM195 49H196V51H195ZM84 50V51H83ZM90 50V52L88 53L87 51H89ZM134 51V52H131V51ZM144 50V51H143ZM156 50H158V52H160V53H158ZM171 50V51H170ZM183 50H184V52H183ZM189 50H190V52L192 53H190L189 52ZM149 51H151V52H149ZM156 51V52H155ZM167 51H168V53H170V54H168L167 53ZM175 51V52H174ZM135 52L138 54H135ZM152 52H154V54L152 53ZM161 52H163L162 54H161ZM183 52V53H182ZM195 52V53H194ZM198 52H200V53H198ZM129 53H133V56L131 57V54H129ZM143 56H141V57H139L140 56V54ZM150 53H152V54H150ZM155 53H157L156 55H155ZM171 53H173V54H171ZM182 55H181V54ZM184 53L185 54H187V55H184ZM198 53V54H197ZM96 53L94 52V51H92L90 48H81V49H79V52L77 51V52H75L74 53V57L72 58V61H74V60H78L80 57H84V60H85V58L87 59L86 61V63H85V65H87V64H90L92 61H93V58H95V55ZM146 54V55H145ZM149 54V55H148ZM160 54V55H159ZM166 54H167V56H166ZM177 54H178V56H177ZM190 54V55H189ZM198 55V56H196V55ZM222 54H223V52H222ZM130 57H128V56ZM150 55H151V57H150ZM174 55V56H173ZM180 55H181V57H180ZM195 55V56H194ZM136 56V57H135ZM172 56V57H171ZM176 56H177V59H176ZM187 56V57H186ZM190 56V57H189ZM194 56V57H193ZM199 56H200V58H199ZM159 57V58H158ZM169 57V58H168ZM173 57H174V59H176V60H174L173 61ZM182 57H186V58H188L189 57V59H184V61L185 62H183V59H182ZM192 57V58H191ZM149 58H151V59H149ZM155 58V59H154ZM194 58V59H193ZM196 58H198V59H200L199 61H202V63L201 62H199ZM156 59H158L157 61H156ZM172 59V60H171ZM191 59V60H190ZM203 59V60H202ZM136 60H138V61H136ZM155 60V61H154ZM189 61V63H188V61ZM194 60V61H193ZM197 60V61H196ZM103 60H99V62H102ZM152 61V62H151ZM158 61H159V63H158ZM170 62V64H168V62ZM193 61V62H192ZM226 62H227V60H225ZM44 62H49V61H47V60H44ZM150 62L152 63V65L150 64ZM155 62V63H154ZM179 62V63H178ZM192 62V63H191ZM198 62V63H197ZM133 63V64H132ZM135 63V64H134ZM139 65H137V64ZM147 63V64H146ZM161 63H163V64H161ZM178 63V64H177ZM181 63V64H180ZM186 63H188V65L186 64ZM190 63H191V65H190ZM82 63H80L79 64V66H81V67H84V66H82L81 65ZM142 64V65H141ZM149 64V65H148ZM155 64H157V65H155ZM159 64V65H158ZM180 64V65H179ZM192 64H197V66H198V64H200L201 65V67H200V65H199V67H197V71L195 70L194 71V73H193V75L191 74L192 73V71H189L190 69H192ZM205 64V65H204ZM161 65V66H160ZM170 65V66H169ZM172 65V66H171ZM177 65V67H175V69H174V66H176ZM183 65V66H182ZM189 65H190V67H189ZM203 65V66H202ZM40 66H41V64H40ZM126 66H123V68L122 69H124ZM137 66V68H140V70H139V72H141V74L138 72V71H136L137 69L135 68ZM143 66V67H142ZM156 67V66H158V67H161V68H154V67ZM168 66V67H167ZM182 66V67H181ZM126 67V68H127ZM142 67V68H141ZM173 67V68H172ZM184 67H186V68H184ZM189 69H188V68ZM205 67H206V69H205ZM125 68V69H126ZM143 68H145V70L143 69ZM153 71H151L150 69ZM168 68V69H167ZM199 68V69H198ZM230 68V67H229ZM149 71H148V70ZM172 69V70H171ZM176 69H178V70H180L179 72H178V70H176ZM200 69H201V71H200ZM203 69V70H202ZM231 69V68H230ZM229 69V70H230ZM157 70V71H156ZM164 70V71H163ZM175 70V71H174ZM181 70H182V72H181ZM205 70H206V72H205ZM211 70V73L209 72V71ZM28 70L27 69H25V71L24 72H27ZM143 71H145V72H143ZM155 71V72H154ZM177 71V72H176ZM185 71V72H184ZM202 71H203V73H205V74H202ZM227 71V73H225V74H227V75H230V76H227V75H225L224 74V77L225 78H230V77H232V80L234 79L233 78V75H236L235 74V72L233 73V70H230V74H229V71H228V69L226 70ZM136 72H138V73H136ZM149 72V73H148ZM159 72V73H158ZM165 72V73H164ZM171 72V73H170ZM175 72V73H174ZM180 72H181V76H180ZM186 72H188L189 73V76H193V77H195L196 79H197V81H199V82H197V84H198V86H197V84H191V85H193V86H190V84L188 85L187 83V81H186V79H188L189 78V76H188V73H186ZM191 72V73H190ZM213 72V73H212ZM32 74H34L33 72H31ZM146 74V76H145V74ZM155 73H157V75L155 74ZM162 75H161V74ZM168 73H169V75H168ZM177 73H178V75H177ZM186 74V75H183V74ZM198 73V74H197ZM202 74V76H198V75H201ZM207 73H209V74H207ZM233 73V74H232ZM32 74L30 75L31 77H32ZM142 76V78H141V76ZM151 74V75H150ZM155 74V75H154ZM196 74V75H195ZM211 74H215L214 76L216 77H214V76H212V79H210L211 78V76H210V78H208L209 77V75H211ZM23 75H25V74H22L21 76H23ZM138 75V76H137ZM143 75H144V77H143ZM148 75H149V77H148ZM168 75V76H167ZM173 75V76H172ZM203 75H205V76H207V77H205V76H203ZM139 76H140V78H139ZM154 76V77H153ZM172 76V77H171ZM176 76V77H175ZM178 76H180V77H178ZM186 76V77H185ZM158 77V79L156 80L155 78H157ZM162 77V78H161ZM181 77H182V79H181ZM199 77H200V79H199ZM218 77V78H217ZM236 77V76H235ZM136 78V79H135ZM145 78H146V80H145ZM155 80H154V79ZM161 78V79H160ZM172 78V79H171ZM174 78H177V79H174ZM186 78V79H185ZM206 78V79H205ZM208 78V79H207ZM215 78V80L213 81V79ZM221 78V77H220ZM131 79H135L133 82H132V80ZM143 80V83H142V80ZM166 80V84L164 83V81ZM168 79V80H167ZM203 79V80H202ZM24 79H22V81H23ZM152 81L151 83L149 82V81ZM158 80H159V82H158ZM202 80V81H201ZM206 80V81H205ZM207 80H209V81H207ZM213 81V82H210V81ZM48 81V80H47ZM47 81H45V80H43L42 79V77H39V76H37V77H34V75H33V78H32V80H31V83L33 84V85H35L34 86V89H37L38 88V90H40L41 89V86L43 87V86H45V85H47L48 84V82ZM140 81V82H139ZM144 81H146V82H144ZM158 83H157V82ZM161 81H162V83H161ZM172 81H173V83H172ZM185 83V86H184V84H183V82ZM203 81H204V83H203ZM215 81L217 82V83H215ZM140 84H139V83ZM156 82V83H155ZM169 82L171 83L170 85L171 86H174L173 88L172 87H170V85H169ZM205 82H206V84L208 85H205ZM241 81L239 80V83H240ZM138 83V84H137ZM150 83V84H149ZM155 83V84H154ZM168 83V84H167ZM201 83H203L202 85H204V87L201 85ZM31 84V85H32ZM129 84V83H128ZM134 84V85H133ZM152 84V85H151ZM164 84V85H163ZM173 84H175V85H173ZM177 84V85H176ZM187 84V85H186ZM211 84H215V87L213 86V90L212 89H210L211 87ZM29 86L28 84H26V83H23L22 84V86ZM145 85V86H144ZM154 85H155V88H154ZM156 85H158V86H156ZM159 85L162 87V89H161V87H159ZM218 85V87L216 88V86ZM40 88H39V87ZM139 86H143L144 88H141V87H139ZM149 86H151V88L149 87ZM163 86H165L164 88H163ZM189 86H190V88H189ZM203 89H201L200 87ZM205 86H206V90H204L205 89ZM35 87H37V88H35ZM146 87V88H145ZM160 90H162V91H158V89ZM166 87H168L167 89L168 90H166ZM184 87V88H183ZM195 87H197V88H195ZM210 87V88H209ZM133 88H137V89H133ZM156 89V90H154V89ZM170 88H172V89H170ZM191 88H194V89H191ZM198 88H199V90H198ZM141 89V90H140ZM151 89V90H150ZM163 89H164V91H163ZM219 90L218 92H216V90ZM129 90H130V92H129ZM134 90V91H133ZM150 90V91H149ZM153 90V91H152ZM166 90V91H165ZM178 90V91H177ZM190 90V91H189ZM191 90H194V91H191ZM202 90V91H201ZM208 90V91H207ZM210 90H212L213 91V93L210 91ZM260 90H262V89H260ZM175 91L176 92H178L177 94H179V95H177L176 93H175ZM187 91H188V93H187ZM198 93H200V94H198V98H197V95H196V98L194 97L195 95L194 94H196L197 92ZM207 91V92H206ZM134 94H132V93ZM140 94H139V93ZM158 92H160V93H158ZM166 94H165V93ZM181 94H180V93ZM192 92H195V93H192ZM202 92H204V93H202ZM212 93L211 95H210V93ZM214 92H215V94H214ZM169 93H171V96L169 95ZM191 93L194 95H192V97L191 96H189V95H191ZM202 93V94H201ZM205 93H207L208 95H205L204 97H203V95L205 94ZM129 94H131V95H129ZM137 94V95H136ZM138 94H139V96H138ZM159 94V95H158ZM168 94V95H167ZM156 95V96H155ZM158 95V96H157ZM161 95H163V96H161ZM166 95V96H165ZM176 95V96H175ZM200 95V96H199ZM201 95H202V97H201ZM186 96H189V97H186ZM209 96H213V97H215V98H212L211 97V102H209V103H207V105H205L204 103H203V101L205 102L206 100V98H207V100L208 101H210V97ZM163 97H165V98H163ZM174 97V98H173ZM201 97V98H200ZM149 98V99H148ZM153 98V99H152ZM159 98V99H158ZM160 98H161V100H160ZM192 98L193 99V102L195 103V106H194V103H192L191 102V100L190 99ZM195 98V99H194ZM203 98V100L202 101H200V100H198V99H202ZM209 98V99H208ZM260 96L258 95V98H257V101L258 100H260ZM148 99V100H147ZM155 99H157L159 102H157V100H155ZM179 99V100H178ZM181 99H183V102H182V100ZM152 100H153V102H152ZM155 100V101H154ZM174 100V101H173ZM196 102H195V101ZM261 100H263L262 98H261ZM260 100V101H261ZM170 101H172V102H170ZM176 101H178V103H176L175 104V102ZM191 103H190V102ZM198 101V102H197ZM208 101H206V102H208ZM256 101V102H257ZM128 102V101H127ZM156 102V103H155ZM201 102V104H200V106L199 105H196V104H199ZM205 102V103H206ZM216 102V103H215ZM152 103V104H151ZM179 103H181V105L179 104ZM188 103H189V105L190 104H192V105H188ZM144 104L146 105V106H144ZM149 104H151V106H153V107H151ZM162 104H160V105H162ZM177 104H179V105H177ZM205 105V106H204ZM216 105V106H215ZM198 106L201 108L202 107V109L201 110H205V111H202L201 112V110L200 109H198ZM206 107L207 106V108H205V109H203L204 107ZM142 107H146V108H142ZM217 107V108H216ZM258 107H260L261 108V105H258ZM219 108H220V110L221 111H218L219 110ZM147 109H149V110H147ZM187 109H190L189 111L187 110ZM215 109H216V111H215ZM194 110H197V111H195L194 112ZM200 110V111H199ZM210 110H208L207 112H209ZM149 111V112H150ZM258 111H263V110H259V108H258ZM146 112H144L143 114H148V113H146ZM190 112V113H189ZM189 113V114H188ZM199 115H198V114ZM212 113V114H213ZM206 114L207 113H205L204 115L206 116ZM211 114V115H212ZM203 115V117H205ZM210 116V118L211 117H215V116ZM194 116V117H195ZM217 116H219V115H217ZM220 117V116H219ZM257 117H259V116H257ZM196 118V117H195ZM256 118V117H255ZM211 119H213V118H211ZM249 120H251V119H249ZM252 121V120H251ZM251 121H249V126H248V128H244L241 132H239L238 133V135H237V138L236 139H234L236 136L235 135H231V140H229V137L227 136V135H225L228 139H226L225 138V136H223V138L220 140V142L218 143V144H216V147H214V148H219L220 146H222V145H225L226 144V148H224L225 149V151L224 150H222L223 152V154L224 155H221L222 157L224 156L225 158H230V160L231 161H229L228 162V160L227 161H222L223 162V165H226V167H223V165L222 164H217L216 166H215V164H213L214 166H213V169L211 170V172H210V176L209 175H205V176H203L201 179H200V182H202L201 184H202V189H205V190H202L201 192H200V194H197L195 197H193V199H191V201L189 202V203H191V202H193V203H191L192 205H196V203H198V205L200 204L199 202H201L202 200H204V201H207V202H209L208 204L210 205V207H209V205L208 206H206V207H208V208H206V210L205 211H203V212H201L200 210V208H201V205H200V207L198 206V205H196L197 206V208L195 209V207H194V209L193 210H195L196 212H194V211H187L188 212V214H187V212H186V215H189L190 216V218H192V220H194V221H197V223L196 222H194L193 221V223L194 224H192V221L190 222L192 225H191V228H192V230H194V232H195V235H194V244L196 245H192L191 244V242L189 241V240H187L186 239V237H185V235L184 234H182V231H180L178 228H176L175 226H176V224L178 223V222H176V219H174L173 218V216L171 217V215L169 216L168 214L166 215V214H161V217H159L160 215V213H157L158 211H156L153 207H150L151 205L152 206H154V207H156L157 206V204L155 203L154 204V202L153 203H148V204H150V205H146L145 207L146 208H144V207H137L138 205L137 204H133L132 202H122V201H120V200H118V199H116V198H114L113 197V199H114V201H112V197H111V195H109L110 197L109 198H107L108 200H106V201H104V203H102L103 201H100L101 203H99V205H103L104 206V208H106L105 207V205H107V207L109 206L110 208H112V210H110V208H107V209H109V210H105L102 206H99V207H97V205H95L93 202H91V200H90V203H89V201H88V203H86V201H85V203H84V201L82 202V200H81V202L80 201H78V202H76V206H75V210H77V208H78V210H77V213H76V211H74V213H75V215H79V213H80V217L81 218H83L84 220H82V221H84V223L85 224H87L88 226H86V227H84L83 229H82V232H80V235H81V233H83V235L85 234V240L86 239H91V238H93L92 236H94L95 235V233L97 234V235H95V237L97 236V239H101L102 241H98L97 239V241L95 240V238L93 239L94 241H96L97 243H99L100 244V242H101V244L102 245H104L103 244V242L105 243V245H108V246H111L112 248H108V249H105V251H108V252H112L113 251V246L116 248V249H114V251L113 252H115L116 251V253L115 254H117V255H120L122 252H121V250L124 252V253H122V254H125V253H127V254H129L128 252H132V253H134V254H132V253H130L129 255H134V256H137L136 258H139V255H143V256H146V257H148L149 259H151L152 260V264H161V263H166V264H170V262H171V264H180V263H183V264H194L195 263V261H196V263L197 264H202V261L204 260L203 259V257L205 258V263H204V261H203V264H208L209 262V264H253L254 262L253 261H255V263L256 264H261L262 262L264 263V260L262 259V258H264V240H263V238H264V228H262V227H264L262 224H260V223H258V225H256L254 228L253 227H250L251 228V230L254 232V230H256V232H251V231H249L250 229H248L249 227V225L250 226H253L252 225V223L253 222H251L252 220L254 221V223L257 221V220H259V219H261L262 217H263V214H264V205H263V203H264V184H263V189H261V188H258L257 186H256V188H257V190H258V196H260L261 197V199H262V201H260V202H258L257 203V201H255V200H251V199H248L249 197H250V195H249V192H250V189H248L247 187H243V185L241 184V185H239V184H236V186L238 185L239 187H243V188H241L242 189V192L244 193V191H245V195L243 194V193H241L240 192V190L241 189H239V187L236 189V188H234L235 186H234V184L236 183V182H223V184L224 185H222V183H221V186H225L227 189H224L225 187H219L218 188V185L220 186V184H218V183H220V181H219V178L218 177H220V173L218 172L217 173V171H221L222 169H220V168H223V169H226L227 168V166H230L233 170H236V168H237V166L238 165H241L240 167H242V170L244 171L245 170V168L246 167H244L245 165H246V161H247V159H248V157H246V155L244 156V154H242L241 153V151L239 150L240 148H238L237 149V147H240V144H242L243 142L241 141L242 139H239V138H243V141H244V144H247V142L248 143H252L254 140H256L257 139V137L259 136V134H260V132H261V130H258V131H256L257 129H256V127L255 128H252V127H254L256 124V120H254L253 119V121L251 122ZM251 124L253 125V126H251ZM255 124V125H254ZM210 127H211V125H209ZM208 126V127H209ZM208 127L205 129V130H203L204 131V134L205 133H207L208 134V141H210L211 139H210V137L212 136V135H214V133L216 134V130L213 132L212 131V135H211V132H209L210 130H212V128H213V130H214V127H213V125H212V128L210 129V127H209V129H208ZM248 129H250L249 130V132H248ZM251 129H254V130H252V133H250L251 132ZM247 130V131H246ZM206 131V132H205ZM245 131V132H244ZM256 133V136H254V132ZM260 131V132H259ZM243 132H244V134H243ZM258 132V133H257ZM210 133V134H209ZM242 133V136H240V134ZM250 134V135H252L253 134V136H251V137H249V135L248 134ZM206 134V135H207ZM248 135V139H247V136L246 135ZM207 137V136H206ZM212 137H214V136H212ZM211 137V138H212ZM239 137V138H238ZM254 137V138H253ZM145 139L147 138V137H144ZM245 138V139H244ZM225 139V140H224ZM235 140L234 142H233V140ZM238 139H239V141H238ZM147 140V139H146ZM223 141V142H222ZM241 141V142H240ZM250 141V142H249ZM252 141V142H251ZM228 142H229V144H228ZM233 142V143H232ZM238 142V143H237ZM222 143V144H221ZM240 143V144H239ZM228 144V145H227ZM235 144H236V148H235ZM244 144H242L243 146H244ZM239 145V146H238ZM241 145V146H242ZM249 145V144H248ZM234 147V148H233ZM146 148V147H145ZM148 148V147H147ZM146 148V149H147ZM228 148V149H227ZM230 149V150H229ZM234 149H236L235 150V153H229V151L230 152H232V151H234ZM136 150V149H135ZM227 150H228V152H227ZM232 150V151H231ZM239 150V151H238ZM137 152V157H139L140 155H143V156H145V152H141V151H136ZM139 152H140V154H139ZM237 152H240L239 154L237 153ZM142 153H144V154H142ZM164 153V152H163ZM221 153V154H222ZM225 153H227V157L225 156L226 154ZM229 153V154H228ZM237 153V155H236V157H235V155L234 154H236ZM232 154H233V158L234 159H232L231 157H232ZM242 154V155H241ZM231 155V156H230ZM238 155H240L241 157H243L244 158V160H245V164H243V166H242V164L241 163H244V160H243V158H239V156ZM238 157V158H237ZM139 158H141L140 159V162L143 164V166H146V168H149L147 165H149L148 163H147V161H149V163H150V165H151V163H152V166H150V168H149V170L151 169V171L154 173L155 171H157V172H155L156 174L155 175H160L161 174V166L163 165V160L161 159V158H157L159 161H156L157 159L155 158V159H152L151 161H150V159H147V158H145V157H142V156H140ZM143 158V159H142ZM145 158V159H144ZM246 158V159H245ZM236 159V160H235ZM147 160V161H146ZM232 160H234L235 161V163L237 164V165H235V163H234V161L232 162ZM238 160V161H237ZM146 161V163H144ZM153 161V162H152ZM158 162L156 165L158 166H156L155 165V162ZM243 161V162H242ZM226 163H228V165L226 164ZM231 163H233L234 164V166H236L235 167V169L233 168L234 166H233V164H231ZM240 163V164H239ZM220 165V166H219ZM232 165V166H231ZM159 166H160V168H159ZM218 166H219V168H218ZM222 166V167H221ZM157 167V168H156ZM240 167H239V169L237 168V170H239V171H237L238 172V174L240 173V175L242 174L243 175V177H245L246 175H247V173L245 174V171L243 172L242 170H240ZM154 168V169H153ZM159 168V169H158ZM229 168V167H228ZM156 169V170H155ZM158 170H159V172H158ZM216 170V171H215ZM152 172H150L152 175H154ZM222 172H223V170H222ZM159 173V174H158ZM211 173H213L214 174V176H213V174H211ZM217 173V174H216ZM244 173V174H243ZM264 173V171H262V174ZM218 174H220V175H218ZM217 175V176H216ZM241 175V176H242ZM264 175V174H263ZM206 176H208L207 178H206ZM216 177H217V179H216ZM247 177H249V178H251L250 177V175H249V173H248V175H247ZM212 178L215 180V181H213L212 180ZM205 179H208V180H205ZM212 180V181H211ZM204 181H205V183H204ZM211 181V182H210ZM216 181L218 182V183H216ZM216 183V186L217 187H214L215 186V184H213V183ZM203 183H204V187H203ZM207 183V185L205 186V184ZM208 183L209 184H211V187H210V185H208ZM233 183V184H232ZM212 184H213V187H212ZM232 184V185H231ZM229 186V187H228ZM233 186V190L234 191H232V188L230 189V187H232ZM211 189H214L215 188V190H210V188ZM259 187H261V185L259 186ZM209 188V189H208ZM218 188V189H217ZM221 188H222V191H221ZM165 188H161L160 189V191H159V194H163L164 192V194L166 195L165 196V198H167V196H169L170 195V191L171 190H169L168 192L167 191H163ZM216 189H217V191H216ZM224 189V190H223ZM243 189H244V191H243ZM262 191H261V190ZM235 190H236V192H237V194H238V190H239V196L241 195L242 197L241 198H239V197H235L236 196V193H235ZM67 191V192H66ZM204 191V192H203ZM209 191L211 192L210 194H211V196L209 195ZM225 191H228V192H226L228 195H225L224 194V192ZM230 191H231V193H230ZM215 192H217V194L215 193ZM218 192H220L219 194H221V199H222V197H224L225 198V196H226V201H225V199L223 198V200H218L216 197H218L219 198V196L220 195H218ZM233 192L235 193V194H233ZM201 193H202V196H199L198 197V195H201ZM241 193V194H240ZM248 193V194H247ZM51 194V196H49ZM59 196L61 197L60 199L59 198H56V202L58 203H60V202H63L66 198H69V197H71V194L68 192V190L66 189V188H64V190L63 189H61L60 191H59ZM168 194V195H167ZM205 194V195H204ZM225 195V196H223V195ZM243 194V195H242ZM263 194V195H262ZM48 196L47 197H49V198H54V196L55 195H53L52 194V191L50 190V193H48L47 194ZM67 195V196H66ZM173 194H171L169 197L171 198V196H172ZM212 195H214L213 197H212ZM215 195H217V196H215ZM246 195H249L248 197L246 196ZM64 196V197H63ZM69 196V197H68ZM234 198H233V197ZM56 197V196H55ZM168 197V198H169ZM173 197V196H172ZM196 197L197 198H199V199H196ZM204 197V198H203ZM211 197V198H210ZM62 198H64V199H62ZM110 198H111V200H110ZM167 198V199H168ZM201 198H203V199H201ZM212 198H213V200L214 201H210V200H212ZM239 198V199H238ZM246 198H247V201H246ZM58 199H59V201H58ZM166 199V200H167ZM174 199V198H173ZM172 198H171V202H172V200H173ZM194 199H196V200H194ZM233 199H236V200H233ZM238 199V200H237ZM243 201H242V200ZM245 199V200H244ZM193 200V201H192ZM197 200H198V202H197ZM232 201V203L230 202H228V201ZM241 200V201H240ZM111 201V204L109 205V202ZM169 200H167V202H168V204L169 203H171ZM196 201V202H195ZM218 201V202H217ZM225 201V202H224ZM235 201H240V202H238L239 204H238V206L239 205H241V203L242 202H246V203H242V205L244 204V206L248 203H254L253 201H255V203H256V205L255 204H252L251 203V206H256V209H255V207L253 206V207H248L249 205L247 204V206H243V207H241V206H239L241 209H237V211L239 212V215H238V212H236L235 210H236V208L238 207H236V208H234V205H236L237 203L235 202ZM54 203L53 204V206H55V204H57V203ZM118 202V205H119V208H117L118 207V205L116 204ZM214 202L216 203V204H214ZM221 203V207H220V203ZM234 202H235V204H234ZM81 203V204H80ZM86 204V205H84V204ZM93 203V204H92ZM107 203V204H106ZM128 203V204H127ZM174 200H173V203H172V205H174ZM186 203V205L188 204V202H185ZM185 203H183V206H185L184 204ZM202 203V202H201ZM212 203H213V205H215V208H214V206H213V208L215 209V212L217 211L218 212V210H220L218 213H215L213 210V208H211V205H212ZM224 203V204H223ZM259 203H260V205L261 206H259ZM262 203V204H261ZM49 204H51V203H49ZM90 204V205H89ZM179 204V207H177L176 209H178L177 211H176V209H175V207H173L171 204V206H170V208L171 209H173V211L175 212V213H183V210L184 209H180L181 208V206L182 205H180V203H178ZM177 203H175V205H178ZM217 204L219 205L218 207H220V209H216V207H217ZM222 204H223V206H224V208L222 207ZM226 204H229V205H226ZM79 205V206H78ZM94 205V206H93ZM122 205H123V208L124 209H122V210H120V208H122ZM128 205H130V206H128ZM137 207V208H139V209H137V208H134L135 209V211H134V209H133V207H135V206ZM81 206V207H80ZM263 206V207H262ZM55 207H58V206H55ZM94 207H96V210H98V213L97 214H95V215H90L93 211H95V209L92 208ZM148 207H150V209H152V210H154V211H156V212H153L152 214H154V215H151V212H149L148 210H147V208ZM230 207V208H229ZM238 207V208H239ZM246 207H248L249 208V211L251 212H249V214L251 215H253L254 213H255V215L252 217V215L250 216V215H248L247 216V211L246 210H248V208L246 209ZM258 207H260V209L258 208ZM262 207V208H261ZM114 208H117L118 209V213H117V210L116 209H114ZM126 208L129 210L128 211V213H126L127 214V216L129 217H127L126 216V214H125V212H127L126 211ZM131 208V209H130ZM142 208H144L143 210H140V209H142ZM157 208V207H156ZM221 208H223V212H222V210H221ZM231 209V210H229V209ZM233 208H234V210H233ZM251 208H253V209H251ZM210 209H213V210H210ZM228 210V211H225V210ZM244 209V210H243ZM259 209V210H258ZM86 212H85V211ZM89 210H91L92 212H90ZM102 210H104L105 212V215H106V217H108V218H106L105 216H104V214H103V212H102ZM123 210H124V213H123ZM131 210H133V213L131 214ZM147 212V214H144L145 213V211ZM180 210H182V211H180ZM254 212H253V211ZM256 210H258V211H256ZM260 210H262L263 211V213H261L260 212ZM81 211V212H80ZM89 211V212H88ZM140 211V212H139ZM142 211V212H141ZM180 211V212H179ZM207 211H209L208 212V214H209V216H208V214L207 215H204V214H206L207 213ZM235 211V212H234ZM245 211V212H244ZM256 211V212H255ZM83 212H85L87 215L86 216H89L90 215V217H85L84 218V216L83 215H85V213L83 214ZM110 212V213H109ZM112 212H114V213H116V214H114V213H112ZM123 213V215H122V213ZM144 212V213H143ZM148 212H149V215H148ZM190 212V213H189ZM193 212V213H192ZM198 212H201V213H198ZM215 213V214H212V213ZM227 212H229L228 214H229V218H231L230 219V221L231 222H228V221H226L225 222V219H223V217H228V214L226 215L225 213H227ZM244 212V213H243ZM109 213V214H108ZM112 213V214H111ZM138 214V215H136V214ZM191 213H192V215H191ZM197 213V214H199V215H195V214ZM221 213V214H220ZM232 213V214H231ZM258 213H259V215H262V216H259L258 218H257V216H258ZM89 214V215H88ZM135 214V215H134ZM143 214H144V216H143ZM235 214V216H237L238 217V219H240V220H237L236 219V217L235 216H232V215H234ZM246 214V218L243 216V215H245ZM75 215H73L75 218H80V217H76ZM114 215V216H113ZM126 217H125V216ZM129 215H132V218L129 216ZM135 216V218H134V216ZM146 215H148V216H146ZM166 215V216H165ZM195 215V216H194ZM210 215H212L211 216V218H210ZM214 215L216 216V217H214ZM221 216V217H217V216ZM240 215H242L243 216V218H241L240 217ZM73 216H72V218H73ZM83 216V217H82ZM102 216V217H101ZM116 216V217H115ZM118 216H120V217H118ZM123 216V217H122ZM152 216H153V218H155V220H157V222H156V224H158V225H154V223H155V220L154 219H152ZM159 218H158V217ZM188 216V217H189ZM196 216H199L198 218L196 217ZM203 216V217H202ZM204 216L206 217V218H208V219H204ZM99 217L100 219H99V221L98 220H96V222H97V224H96V222H95V219H97V218ZM118 217V218H117ZM145 217H146V219H145ZM149 217V218H148ZM151 217V218H150ZM163 217V218H162ZM169 217H170V220L172 219V223H174V224H172L171 223V221L170 220H168L169 219ZM195 217V218H194ZM212 217H213V219H212ZM240 217V218H239ZM75 218H73V219H75ZM88 218V219H87ZM91 219V221H90V219ZM102 218L104 219L103 220V226H102ZM108 219L107 221H109L110 223L109 224H107L108 222L106 221V219ZM114 220H113V219ZM123 218H125V219H123L124 221H125V223H124V221H122V219ZM137 218V219H136ZM142 218H144L145 219V221L143 222L142 220ZM161 218V219H160ZM166 218H168L167 220L168 221H170V223L168 222V221H166ZM197 218V219H196ZM216 220H215V219ZM221 218V219H220ZM251 219V221L250 220H245V219ZM257 218V219H256ZM119 219H121V221L119 220ZM129 220V222L127 221V220ZM132 219H134L136 222L138 221V223L136 224V222H134ZM148 219V221H146ZM163 219V220H162ZM174 219V220H173ZM210 219V220H209ZM220 219V220H219ZM234 219H235V221H234ZM243 219V221H246L245 223H247V224H245V223H241L242 225H245V227L244 226H242L241 224H240V222H241V220ZM89 220V221H88ZM119 220V221H118ZM160 220H162L164 223L163 224H165V225H163L162 224V221L160 222ZM199 220L201 221V222H199ZM208 220L210 221V222H208ZM219 220V221H218ZM229 220V219H228ZM239 221V222H237V221ZM131 221V222H130ZM151 221V222H150ZM153 221V222H152ZM177 221H178V219H177ZM206 221H207V223H209V224H207L206 223ZM218 221V222H220V223H216V222ZM232 221H234V222H232ZM242 221V222H243ZM251 223H250V222ZM88 222H92V223H94V225L92 224V223H88ZM98 222H100L99 224H98ZM105 222H107V223H105ZM112 222V223H111ZM118 222V224H116ZM134 222V223H133ZM158 222H160V223H158ZM176 222V223H175ZM198 222L200 223V225H202V229H204L205 231H203V230H201V228H200V225L198 224ZM205 222V226H206V228H205V226L203 225V224H201V223H204ZM114 223H115V225H116V231L118 232H116L115 231V225H114ZM143 223V225H141ZM166 223H169V224H167L166 225ZM214 223H216V225L214 224ZM108 226H107V225ZM111 224H113V225H111ZM121 224V226H118V225H120ZM127 224V225H126ZM153 224V225H152ZM171 224V225H170ZM196 224L198 225L197 227H196ZM211 224V225H210ZM214 224V225H213ZM219 224H220V226H219ZM257 224V223H256ZM97 225V226H96ZM130 225V226H129ZM137 225H141L140 227L139 226H137ZM145 225V226H144ZM170 225V226H169ZM209 225V226H208ZM222 225H226L227 227H225L224 228V226H222ZM230 227H229V226ZM233 225H235V226H233ZM239 225V226H238ZM246 225H248V226H246ZM262 225V226H261ZM95 226V227H94ZM105 226V227H104ZM126 226V227H125ZM156 226V227H155ZM168 226V227H167ZM173 226V227H172ZM210 226H213V230L211 231V230H209V229H212ZM222 226V227H221ZM236 226H238V227H236ZM241 226V227H240ZM258 226H261V227H258ZM92 227H93V231H92ZM102 227V228H101ZM113 227V228H112ZM120 227V228H119ZM124 227H125V229H124ZM130 227V228H129ZM133 227V228H132ZM137 227V228H136ZM159 227H160V229H159ZM164 229H163V228ZM204 227V228H203ZM208 227H209V229H208ZM220 228V229H218V228ZM229 227V228H228ZM89 229V231H88V229ZM111 228V229H110ZM129 228V229H128ZM142 228V229H141ZM144 228V229H143ZM158 228V229H157ZM198 228V229H197ZM222 228L224 229V231L225 232H227V233H225L223 230H222ZM230 228H231V230L232 229H235L237 232L235 233H233V231H231L230 230ZM238 228V229H237ZM241 228V229H240ZM246 230H245V229ZM256 228V229H255ZM260 228H262V229H260ZM91 229V230H90ZM98 229V230H97ZM99 229H101V230H99ZM104 229H106V230H108V231H106V230H104ZM119 229H123V230H119ZM131 229H132V231H131ZM176 229V230H175ZM197 229V230H196ZM216 229H217V231H216ZM227 229H229L228 231L230 232H228V231H226ZM259 229L261 230V231H263V232H261V231H259ZM87 232H86V231ZM97 230V231H96ZM119 230V231H118ZM125 230V231H124ZM128 232H127V231ZM133 230H134V232H133ZM199 230H201L202 232V236H203V233H204V236L202 237L201 235H200V233L198 232ZM219 230V231H218ZM221 230V231H220ZM247 234L246 236H247V238H245L244 236L243 237H241L242 235H245V233L244 234H242L243 233V231ZM85 231V232H84ZM123 231V232H122ZM138 233H137V232ZM142 231V232H141ZM145 231V232H144ZM147 231V232H146ZM165 231H167V232H165ZM179 231V232H178ZM185 230H183V232H184ZM223 231V232H222ZM242 231V232H241ZM257 231L259 232V234H260V232L262 233V235L260 236L258 233H257ZM92 232H93V235H92ZM98 232V233H97ZM100 232V233H99ZM108 232V233H107ZM133 232V233H132ZM215 232V233H214ZM216 232H218V235L216 234ZM220 232V233H219ZM221 232H222V234L224 235V236H222V234H221ZM241 234H239V233ZM91 233V234H90ZM101 233H104V235L103 234H101ZM109 233H111L110 235H109ZM114 233V234H113ZM116 233V234H115ZM127 233H129V234H127ZM134 235H132V234ZM142 233V234H141ZM156 233H157V235H156ZM185 233H187V232H185ZM196 233H199V236L200 237H198V235L196 234ZM206 233V234H205ZM212 233V235H210ZM232 234L233 233V235L232 236H234V238L232 239L231 237H230V235L228 236H226V234ZM248 233L250 234L249 236H250V240L251 241H253V243L252 242H250L249 243V236H248ZM257 233V234H256ZM126 234H127V236H128V238H127V236H126ZM140 234V235H139ZM179 234V235H178ZM181 234V235H180ZM214 234H215V236H217L216 238L214 237V239H213V236H214ZM221 234V237L219 236ZM251 234L253 235V236H251ZM92 235V236H91ZM100 235H102V237L100 236ZM109 235V237L107 238V236ZM114 237H113V236ZM115 235H118V236H116L115 237ZM120 235V236H119ZM176 235V236H175ZM197 235V236H196ZM236 235V236H235ZM257 236V235H259L258 236V238L256 237H254V236ZM89 236L91 237V238H89ZM99 236V237H98ZM103 236L105 237V238H103ZM126 236V237H125ZM131 236V237H130ZM133 236V237H132ZM144 238H143V237ZM146 236H149V238L148 237H146ZM157 236V237H156ZM161 236V237H160ZM179 236H181V237H179ZM205 236H207V237H205ZM241 237V239L243 238V240H241L240 241V237ZM82 238H84L83 236H81ZM87 237V238H86ZM101 237V238H100ZM139 237V238H138ZM153 237V238H152ZM185 237V238H184ZM207 238V239H205V238ZM210 237V238H209ZM224 237H227V238H224ZM231 238V241H230V238ZM239 237V238H238ZM263 237V238H262ZM103 238V239H102ZM112 238H116V239H112ZM121 238V239H120ZM122 238H124V239H122ZM133 238V239H132ZM140 238H142V239H140ZM154 238H157V239H154ZM162 238V239H161ZM184 238V239H183ZM202 238L204 239L203 241H202ZM220 238H221V240H220ZM259 238H262V240L261 241H259L260 239ZM108 239V240H107ZM111 239V240H110ZM145 239H146V242H142V241H145ZM183 239V240H182ZM186 239V240H185ZM200 239V240H199ZM216 239H218V241L216 240ZM226 239V240H225ZM229 239V240H228ZM246 239V240H245ZM259 239V240H258ZM106 240V241H105ZM118 242H117V241ZM122 240V241H121ZM132 240H135L133 243H132ZM148 240V241H147ZM163 242H162V241ZM187 242H189L188 244L185 242V241ZM214 240H216V241H214ZM225 242H224V241ZM228 240V241H227ZM232 240H234V241H232ZM249 240V241H248ZM111 241V242H110ZM123 241H126V243L124 244V242ZM131 241V242H130ZM149 241H151V243L149 242ZM156 241V242H155ZM167 241V242H166ZM182 241H183V243H182ZM195 241L197 242V243H195ZM205 241V242H204ZM214 241V242H213ZM238 243H240V244H242L241 245V249L242 250H244L245 248H247L246 250H244V251H242L241 249H238V247L240 246V244H238ZM244 241V242H243ZM261 243V242H263V246H262V243L260 244L259 242ZM108 242V243H107ZM112 242H116L115 244L114 243H112ZM120 242H123L122 244L123 245H120L121 243ZM130 242V243H129ZM135 242H137L139 245H144L143 246V249H144V251H141V247L137 244H135ZM153 242H155V243H153ZM171 242H173V243H171ZM205 244H203V243ZM208 242L211 244V246H210V244H208ZM216 242H218V244L216 243ZM231 242H232V244H231ZM233 242H234V244H235V242H236V244H235V246H237V248L234 246H232V245H234L233 244ZM254 242H256L255 243V246H257L256 244H258V246H259V244H260V246H259V248H258V246H257V250H256V247H252V244L254 245ZM107 243V244H106ZM129 243V244H128ZM132 243V245H130ZM145 243H146V245H145ZM153 243V244H152ZM162 243V244H161ZM184 243H186V244H184ZM199 243V244H198ZM220 243V244H219ZM224 243H227L226 245L228 246V248L226 247V245H223L224 246V248L226 247V251H224L222 248H223V246H220L221 244H224ZM228 243H230V244H228ZM243 243H246V244H243ZM252 243V244H251ZM119 244V245H118ZM172 244V245H171ZM180 244V245H179ZM186 245V247H187V250H186V247H184V245ZM200 244H202V245H200ZM207 244V245H206ZM213 244H217V245H213ZM247 244H249L248 246H247ZM251 244V245H250ZM116 245L118 246V247H116ZM124 245L126 246L127 245V247H124ZM129 245H130V247L131 248H134L135 249V251L133 250V249H131L130 247H129ZM150 245V246H149ZM152 245H154V246H152ZM156 245H157V247H156ZM164 245H166L165 247H164ZM188 245V246H187ZM213 245V246H212ZM219 245V246H218ZM229 245H231V246H229ZM239 245V246H238ZM245 245H246V247H245ZM119 246L122 248V249H120L119 251H118V249H119ZM136 246H137V248H136ZM138 246H139V248H138ZM174 246V247H173ZM184 247V248H182V247ZM190 246L192 247H194V250H195V252H198V254H199V252L201 251V250H199V249H201L202 248V246L204 247V248H202L203 250H202V252H200V254H199V257H196L194 254H192V253H190L189 254V251L191 252L192 251V248L190 249ZM198 246H199V248H198ZM250 246V247H249ZM146 247H147V249H146ZM164 248L163 250L164 251H161L160 250V248ZM178 247H181V249L179 248L178 249ZM189 247V248H188ZM210 247V248H209ZM214 247H218V248H214ZM230 247V248H229ZM260 247H262V249L260 248ZM129 249V251L127 250V249ZM154 248V249H153ZM157 248V249H156ZM169 248V249H168ZM172 248V249H171ZM173 248H174V250H173ZM176 248V249H175ZM212 248V249H211ZM248 248H251V249H255V251H259V249H261V254H262V251H263V255H261L259 252H254V249L253 250H251V252H250V250L249 251H247L248 250ZM137 249V250H136ZM150 249H151V251H150ZM168 249V250H167ZM215 249V250H214ZM218 249V250H217ZM221 249V250H220ZM238 249V250H237ZM125 250V251H124ZM128 252H127V251ZM148 250V251H147ZM157 250V252H158V250L160 251V252H158V254H157V252L154 254V252ZM168 252H167V251ZM170 250V251H169ZM180 250V251H179ZM183 250H186V253L183 251ZM198 250V251H197ZM213 250L214 252L217 250L218 252H224V255L222 254V253H218L217 252V254H218V256H216L217 254L215 253H213V251L211 252V251ZM220 250V251H219ZM230 250V251H229ZM136 251H138L140 254H135L136 253ZM149 251H150V253H149ZM175 251H177V252H175ZM203 251H204V253H203ZM234 251V252H233ZM237 251H239V252H237ZM119 252H121L120 254H119ZM144 252H146V254L144 253ZM153 252V253H152ZM165 252V253H164ZM171 252V253H170ZM193 252V251H192ZM228 252L230 253V254H228ZM246 252V253H245ZM247 252H248V254L250 255V257L248 256V254H247ZM250 252V253H249ZM145 255H144V254ZM167 253H169V254H167ZM174 253H176V255L174 254ZM182 253H183V255H182ZM202 253V254H201ZM210 253H212V254H210ZM233 253H234V255H233ZM235 253H239L238 255L237 254H235ZM254 253V254H253ZM153 254H154V256H153ZM161 254V255H160ZM165 254V255H164ZM191 255V260H189L188 258H187V256L186 255ZM203 254H205V255H203ZM214 254V255H213ZM220 254H222V255H220ZM225 254H227L228 256H226ZM240 254H241V256H240ZM247 256H246V255ZM252 254V255H251ZM258 254H260V256H262V257H260ZM166 255H171V259L173 260H171L170 258H169V256H167L166 257ZM175 255V256H174ZM185 255V256H184ZM189 255H188V257H189ZM193 255H194V257H193ZM201 255L203 256L202 257V259H201ZM211 255H212V257H211ZM220 255V256H219ZM230 255V256H229ZM236 255H237V257L239 256V258L238 259H236L237 257H236ZM257 257H256V256ZM151 256V257H150ZM152 256H153V258H152ZM176 256H177V260H176ZM224 256H226L227 258H229V259H231V262H229V260L228 259H226V257H224ZM234 258H233V257ZM154 257H156V259L154 258ZM180 257H183V258H180ZM195 257H196V259H195ZM222 257V258H221ZM247 257H249V259L247 258ZM253 257H254V259H253ZM158 258H159V260H158ZM187 258V259H186ZM190 258V257H189ZM198 258H199V260H198ZM243 258V259H242ZM245 258H246V260H247V262H246V260H245ZM256 258V259H255ZM260 258V259H259ZM168 259V261H166ZM179 259V260H178ZM193 259H195V261L193 260ZM217 259V260H216ZM218 259H219V261H218ZM222 259V260H221ZM224 259H226V260H228V261H226V260H224ZM233 259V260H232ZM235 259V260H234ZM245 260V261H242V260ZM252 261H251V260ZM258 259V260H257ZM262 259V260H261ZM164 260V262H162ZM202 260V261H201ZM251 262H249V261ZM160 261V262H159ZM179 262V263H176V262ZM182 261V262H181ZM188 261V262H187ZM189 261H191V262H189ZM198 261V262H197ZM201 261V262H200ZM209 261V262H208ZM234 261V262H233ZM238 261H242V262H244V263H242V262H239L238 263ZM260 261H261V263H260ZM226 262V263H225ZM259 262V263H258ZM195 263V264H196ZM254 263V264H255ZM262 263V264H263ZM151 264V263H150Z\"/></svg>",
	"mask_w": 264,
	"mask_h": 264
},
{
	"label": "clouds",
	"instance_id": "clouds-1",
	"mask_svg": "<svg viewBox=\"0 0 264 264\" xmlns=\"http://www.w3.org/2000/svg\"><path fill=\"white\" fill-rule=\"evenodd\" d=\"M244 34L223 46L224 56L237 77L252 87H264V11L242 21Z\"/></svg>",
	"mask_w": 264,
	"mask_h": 264
}]
</instances>
